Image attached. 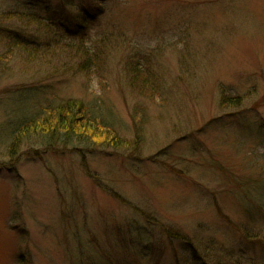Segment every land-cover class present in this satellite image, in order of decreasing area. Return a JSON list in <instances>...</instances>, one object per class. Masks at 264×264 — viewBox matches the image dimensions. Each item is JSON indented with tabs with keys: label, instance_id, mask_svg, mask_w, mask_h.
I'll return each instance as SVG.
<instances>
[{
	"label": "rangeland",
	"instance_id": "rangeland-1",
	"mask_svg": "<svg viewBox=\"0 0 264 264\" xmlns=\"http://www.w3.org/2000/svg\"><path fill=\"white\" fill-rule=\"evenodd\" d=\"M20 12L0 18L21 43L0 36V264H264V0H0ZM33 13L101 44V69L35 47ZM136 59L159 94L130 85ZM64 101L135 149L27 137L8 155Z\"/></svg>",
	"mask_w": 264,
	"mask_h": 264
},
{
	"label": "trees",
	"instance_id": "trees-1",
	"mask_svg": "<svg viewBox=\"0 0 264 264\" xmlns=\"http://www.w3.org/2000/svg\"><path fill=\"white\" fill-rule=\"evenodd\" d=\"M73 10L74 22L78 19H84L92 16L90 13L81 12L82 10L76 9L74 6L70 5ZM70 10V9H68ZM100 7L93 8L91 11L98 15L100 13ZM71 11V10H70ZM21 12L16 14H10L9 16L0 17L1 20L12 19L15 21H20ZM27 20V25H31L34 29L42 30L43 36L46 43L43 44L41 38L40 44L36 45L33 43H26L24 47L36 45L38 49L43 47L48 53L52 52V48L58 44L69 45V47H76L77 53L81 61L78 64V70L85 73H97L102 67V55H101V44L93 41L90 45L85 39L79 38L76 41H71L76 39L73 35L76 32H70L68 29H59L56 23L53 21H47L43 16H38L33 14H24ZM4 18V19H2ZM74 29L84 28L83 21L76 22ZM63 30V31H62ZM3 34L5 37H10L16 41L15 38L11 37L10 34L0 28V36ZM6 34V35H5ZM110 39V38H109ZM10 40V39H9ZM12 41V40H10ZM10 42V44L20 45V41ZM19 43V44H18ZM87 46L91 47L90 49ZM137 60V59H136ZM144 64V63H143ZM148 66L142 65L140 60L133 62L130 68L131 79L130 85L133 86L140 93L150 95L152 93H157V85L151 80V75L146 72ZM160 88V86L158 85ZM225 95L223 93L222 97ZM153 96V95H151ZM230 95L224 96L225 102H230L234 105H238V98L236 100H231ZM47 106H42V114L38 115L35 119L31 121H26L24 124L16 129L13 134V142L9 145L8 155L14 154L16 147L19 142L24 141L27 137L40 138L45 144H59L65 143L69 144L73 141H77L78 144H87L96 149H100L104 152L110 153L111 151L125 150L128 147L135 149L136 141H128L123 139L118 135L110 125L103 119L96 117H91L86 113L83 103L81 101H64L52 104L50 102L46 103ZM25 142V141H24Z\"/></svg>",
	"mask_w": 264,
	"mask_h": 264
}]
</instances>
